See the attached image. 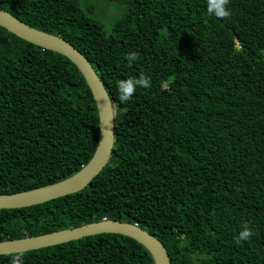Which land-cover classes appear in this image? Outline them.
I'll return each mask as SVG.
<instances>
[{
    "label": "trees",
    "instance_id": "obj_1",
    "mask_svg": "<svg viewBox=\"0 0 264 264\" xmlns=\"http://www.w3.org/2000/svg\"><path fill=\"white\" fill-rule=\"evenodd\" d=\"M127 7L105 30L80 0H0L70 42L115 109L108 164L82 191L0 210V241L103 219L157 238L170 264H264V0H103ZM136 52L129 64L126 54ZM151 78L126 103L118 82ZM98 115L67 58L0 27V195L57 183L92 158ZM245 226L253 235L234 242ZM153 264L135 240L102 234L0 256L10 264Z\"/></svg>",
    "mask_w": 264,
    "mask_h": 264
},
{
    "label": "water",
    "instance_id": "obj_2",
    "mask_svg": "<svg viewBox=\"0 0 264 264\" xmlns=\"http://www.w3.org/2000/svg\"><path fill=\"white\" fill-rule=\"evenodd\" d=\"M0 27L25 42L62 55L74 64L95 102L99 128L95 152L78 172L54 184L0 195V210H13L40 205L86 188L109 162L114 144L115 109L89 61L70 42L32 28L1 8ZM102 234H117L131 238L148 251L153 264H170L168 253L157 238L136 224L106 219L35 237L0 241V256L40 250Z\"/></svg>",
    "mask_w": 264,
    "mask_h": 264
},
{
    "label": "clouds",
    "instance_id": "obj_3",
    "mask_svg": "<svg viewBox=\"0 0 264 264\" xmlns=\"http://www.w3.org/2000/svg\"><path fill=\"white\" fill-rule=\"evenodd\" d=\"M230 0H207V10L209 15H213L221 19H229L231 12L228 9ZM126 59L129 64L138 59L136 52H130L126 54ZM151 86V78L141 74L139 78L127 80H120L118 82L119 99L121 103H126L135 94L138 87L149 88ZM253 232L250 228L245 226L244 230L234 237V242L239 245L242 241L250 240ZM10 264H23L20 256H15L11 260Z\"/></svg>",
    "mask_w": 264,
    "mask_h": 264
},
{
    "label": "rangeland",
    "instance_id": "obj_4",
    "mask_svg": "<svg viewBox=\"0 0 264 264\" xmlns=\"http://www.w3.org/2000/svg\"><path fill=\"white\" fill-rule=\"evenodd\" d=\"M81 6L84 9L92 8L93 14L101 23L103 28L107 31L110 30L111 25L120 19L127 10L125 5H120L103 0H80Z\"/></svg>",
    "mask_w": 264,
    "mask_h": 264
}]
</instances>
